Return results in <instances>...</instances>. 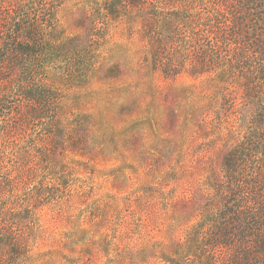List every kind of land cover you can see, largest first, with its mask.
Returning a JSON list of instances; mask_svg holds the SVG:
<instances>
[{
  "label": "rangeland",
  "instance_id": "obj_1",
  "mask_svg": "<svg viewBox=\"0 0 264 264\" xmlns=\"http://www.w3.org/2000/svg\"><path fill=\"white\" fill-rule=\"evenodd\" d=\"M23 1L0 0V10ZM33 1L53 24L46 42L62 45L58 55L80 58L92 45L102 65L78 59L71 77L45 56L50 104L40 95L25 100L21 81L0 74V93L8 92L0 104V200L14 203V222L26 229L15 224L14 232L27 244L20 260L8 252L1 264H186L188 231L201 215L179 217L235 145L227 134L237 130L236 115L221 122L214 113L226 95L235 111L241 106L242 83L220 75L165 79L145 69L125 86L126 65L143 58L145 43L137 22L128 38L120 0L108 25L100 23L102 0ZM201 108L202 122L180 117Z\"/></svg>",
  "mask_w": 264,
  "mask_h": 264
},
{
  "label": "trees",
  "instance_id": "obj_2",
  "mask_svg": "<svg viewBox=\"0 0 264 264\" xmlns=\"http://www.w3.org/2000/svg\"><path fill=\"white\" fill-rule=\"evenodd\" d=\"M119 2L130 27L128 38L137 22L145 43L143 58L133 66L129 62L126 65V73L132 80L123 85H136L145 69L165 79L220 75L243 85V100L236 111L234 99L226 95L214 113L215 120L221 122L230 111L236 115L237 130L227 134L229 142L235 145L227 146L220 171L216 167L209 169L205 190L193 197L194 205L189 210L180 214V223L186 222L188 216H195V210L201 215L188 231L189 244L185 245L182 260L186 264H264V0ZM113 3L114 0H102L99 13L103 22L100 23H110V15L116 13L114 8L110 10ZM16 4L14 8L0 10V74L21 81L25 100L32 102L40 95L50 104L55 92L42 85L48 71L45 56L54 65L62 63L64 72L72 77L79 72L74 70V62L81 59L88 67L102 54L98 56L89 45L80 58L58 55L62 45L46 42L54 28L46 19L48 15H43L33 0ZM98 24L95 21L93 29ZM76 51L81 53L78 47ZM97 59L94 68L101 64ZM28 92H36V98L24 96ZM7 97L8 92L2 91L0 104ZM206 111L190 109L180 112V117L198 121L208 115ZM13 205L0 200V259L14 252L20 260L27 249L23 237L14 232L15 224L23 228V233L26 229L14 222L20 217Z\"/></svg>",
  "mask_w": 264,
  "mask_h": 264
}]
</instances>
